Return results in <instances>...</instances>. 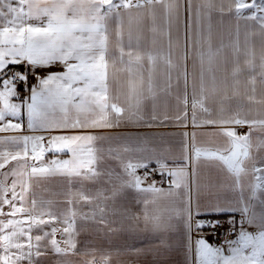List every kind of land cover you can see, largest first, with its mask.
<instances>
[{
	"label": "crops",
	"instance_id": "1",
	"mask_svg": "<svg viewBox=\"0 0 264 264\" xmlns=\"http://www.w3.org/2000/svg\"><path fill=\"white\" fill-rule=\"evenodd\" d=\"M57 2L38 0V7L51 9ZM74 2L77 17L95 23L90 0ZM125 2L128 7L122 4L101 21L108 38L103 111L91 103L92 96L73 94L29 127L31 89L41 91L39 80L50 75H79L75 68L68 73L67 66L81 61L73 52L47 66L34 67L22 56L11 63L13 50L21 45L9 41L28 33L0 37L7 61L0 70V92L13 88L3 82L14 69L28 73V92L14 87L17 95H7L9 104L20 106L16 114L0 99V264H201V239L224 257L237 247L245 256L253 252L251 243L243 247L239 239L215 247L206 218L228 222L254 238L264 231V126L224 123L264 120L263 11L238 8L237 0ZM7 3L28 11L17 0ZM10 18L0 19V31L20 24L47 28L51 19L35 8L31 18L16 25H7ZM73 35L79 44L90 43L87 32ZM69 83L72 89L85 87L82 79L53 80L45 98ZM37 105L44 107L40 97ZM77 122L84 126L73 127ZM227 131L249 138L239 178L222 161L197 157V150L228 155L233 138ZM85 136L96 139H54ZM90 149L96 160L89 166L84 162ZM53 161L69 164L58 170ZM145 166L160 169L162 176L146 178L141 174ZM33 167L47 171L33 174ZM134 177L140 178L138 187ZM198 222L205 226L198 228ZM5 235L10 236L7 243ZM220 255L208 260L223 264Z\"/></svg>",
	"mask_w": 264,
	"mask_h": 264
},
{
	"label": "snow or ice",
	"instance_id": "2",
	"mask_svg": "<svg viewBox=\"0 0 264 264\" xmlns=\"http://www.w3.org/2000/svg\"><path fill=\"white\" fill-rule=\"evenodd\" d=\"M149 3L152 0H148ZM19 5L27 4L28 11L25 12L23 7H12L10 3H7V0H0V19L5 18L6 16H10V19H7V25H16L18 21L22 20L24 17L31 18L33 15V9L37 10V14L41 11L43 14H47L51 17L47 28L42 27H32L29 26L25 28L23 24H20L18 28L14 27H3L2 31H0V37L4 36L8 32L18 31L21 37L25 32L28 33L26 37L17 39L12 38L9 42L11 43H19L21 48L18 50H13V59L10 61L11 63H18L15 59L16 56H22L28 60V62L36 66H47L51 60L57 58H66L67 55H71L73 52H76L75 58L80 60V65L77 66H67L68 73H73L74 68L79 73L77 76H67L61 77L56 75H50L46 79H40L39 85L41 91H37V88L33 87L31 89L30 100L31 103L28 104V112H29V127L33 126V122L42 118L46 114V109L51 108L55 105H63L67 104L73 94H78L82 96H92L93 100L91 103L96 104L101 111L107 106L105 104L107 88L104 83L106 79L105 69L107 64L105 62V53L107 51V35H105L106 29L104 25L101 23L105 19L106 16L112 14L116 9L121 7L123 4L124 7H128V3L125 0H119L118 3H113V0H90L89 2V13L90 17L95 23H88L84 20L83 17H77V12L79 10V5L74 2V0H59V2L54 3L51 9L45 8L40 10L38 7V0H17ZM104 5H107V9H104ZM256 0H252V4L249 5L245 2V0H237L238 8H247V7H256ZM260 10L264 11V4L260 5ZM5 8L7 12H5ZM71 11L73 13L72 18H68L67 13ZM53 21L55 22L53 24ZM80 33H89L90 35L87 37V40L90 43L87 44H79L77 41L79 37L74 36L75 32ZM25 44L27 45L25 47ZM67 47L68 51L65 53L63 49ZM80 49L81 51L77 52L76 50ZM56 51L61 52V56L57 57L54 55ZM36 54H33V53ZM6 53L0 51V70H3L7 61L4 60V56ZM91 61V63H88ZM14 79H18L27 83V76L21 73H16L14 75ZM59 79H68L69 81H75L77 79H82L85 82V87L83 88H75L72 89L71 83L67 85L66 88L58 89L54 94H51L49 98H45V92L51 93V90L47 88V85L50 81L59 80ZM12 83L11 80H5L3 82L4 87L7 89L8 85ZM92 89H97V91H92ZM7 95H17L15 92V88L13 87L10 91L0 92V99L4 102V107L11 109L13 114L19 109V105L9 104L7 100ZM38 97L41 98V104L44 105L43 108L38 107L37 100ZM83 102V101H82ZM116 111H120L119 108H116L115 105L112 106ZM4 118V112L0 111V120ZM103 119V117H101ZM224 123H235V124H244L250 123L252 125L260 124L264 126V120L260 121H245L242 119H233L232 121H225ZM75 126H84L77 124L72 125ZM93 126H105L100 125L97 122H93ZM13 127L18 128L19 125H13ZM227 136L232 137V147L226 149L228 155H224L223 153H201L200 150H197V157L201 154L205 155L208 158H214L222 161L228 168V170L237 178H239L240 174L244 172L243 168V160L248 158V148H249V138L248 136H236L233 131H227L225 133ZM250 135V134H249ZM24 141L26 142L29 138L24 137ZM55 140H87L92 141L96 139L93 136H85V137H58L54 138ZM90 156L88 161L84 162L86 165H91L95 162L96 157L91 155L92 150H89ZM12 159H16V156L11 157ZM243 158V159H242ZM56 165L58 170L64 168L69 164V161L52 162ZM3 165L0 164V167ZM129 167H132L129 165ZM91 175H96L94 169H89ZM260 171V169H256ZM37 171L45 172L46 169H37L33 167L32 173L35 174ZM69 172H75V174H80L76 171V169H70ZM140 184V178L134 177V185L138 187ZM15 185H13V188ZM153 191H158V189H150ZM15 198V197H13ZM7 202V201H5ZM16 211H20L17 209ZM247 211V209H245ZM14 214V213H13ZM12 221H9L11 224ZM204 222H198L197 227H204ZM209 226L215 227V223H210ZM56 229H53V234ZM67 231V229H65ZM15 233H13L14 235ZM47 235V233L45 234ZM37 241L41 239V237H36ZM3 240L7 243L10 240V236L5 235ZM55 250L57 252L61 251L57 242L55 240L51 241ZM239 244H242L243 247H247L249 243L253 246V252L251 256L243 255V248L237 247L232 250V255L230 257H224L220 255L221 249L213 248L209 246L203 239L198 241L200 245V256H201V264H215V261L208 260V257H216L220 255V259L223 261V264H264V231H261L259 236L252 237L251 235L241 232L240 238L238 241ZM15 247H20L19 244L14 245ZM7 250V249H5ZM30 256L31 253H28ZM5 264L7 261L5 260Z\"/></svg>",
	"mask_w": 264,
	"mask_h": 264
},
{
	"label": "built area",
	"instance_id": "3",
	"mask_svg": "<svg viewBox=\"0 0 264 264\" xmlns=\"http://www.w3.org/2000/svg\"><path fill=\"white\" fill-rule=\"evenodd\" d=\"M16 73H21L23 75H26L27 79H28V73L24 69L17 68L11 72L10 77H9V80L12 81L10 85L15 88H19V92L24 95L28 92L27 88L25 87L26 83L18 79H14V75ZM141 174L144 175L148 179H155V180L159 179L162 176L160 169L153 168L150 166L143 167L141 169ZM205 221L209 227L208 236L215 247L221 248L225 246H230L240 238V231L235 226H232L225 222L216 221L212 218H206ZM210 223H215L216 226L211 227L209 226Z\"/></svg>",
	"mask_w": 264,
	"mask_h": 264
},
{
	"label": "rangeland",
	"instance_id": "4",
	"mask_svg": "<svg viewBox=\"0 0 264 264\" xmlns=\"http://www.w3.org/2000/svg\"><path fill=\"white\" fill-rule=\"evenodd\" d=\"M250 0H248V2H249ZM258 2V3H257ZM262 4H264V0H257L256 1V5L257 6H260V5H262ZM260 8V7H259ZM263 13H264V11H263ZM221 222H223V221H221ZM226 223V222H225ZM227 224H228V222H227Z\"/></svg>",
	"mask_w": 264,
	"mask_h": 264
}]
</instances>
